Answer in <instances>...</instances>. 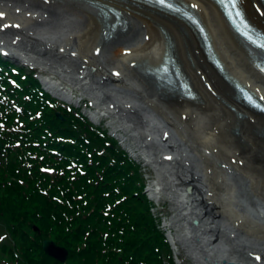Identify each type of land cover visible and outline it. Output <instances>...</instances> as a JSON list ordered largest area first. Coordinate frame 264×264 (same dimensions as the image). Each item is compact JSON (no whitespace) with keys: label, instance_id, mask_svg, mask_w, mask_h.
<instances>
[{"label":"bare ground","instance_id":"1","mask_svg":"<svg viewBox=\"0 0 264 264\" xmlns=\"http://www.w3.org/2000/svg\"><path fill=\"white\" fill-rule=\"evenodd\" d=\"M176 1L210 30L225 72L204 60L202 40L184 18L142 0H0V29L7 25L1 37L58 75L61 80H50V91L74 103L88 98L93 119L113 117V129L134 139L132 153L153 155L149 163L160 178L153 196L165 194L176 206L171 225L185 226L177 235L198 245L196 261L264 264V114L238 99L234 83L264 100V72L256 64L261 52L241 38L216 0ZM240 3L264 30L263 0ZM107 40L109 47L98 53ZM168 46L197 99L181 96L147 72L161 66ZM191 184V190L183 186Z\"/></svg>","mask_w":264,"mask_h":264},{"label":"trees","instance_id":"2","mask_svg":"<svg viewBox=\"0 0 264 264\" xmlns=\"http://www.w3.org/2000/svg\"><path fill=\"white\" fill-rule=\"evenodd\" d=\"M0 138V264H176L141 164L2 55ZM49 237L67 261L45 252Z\"/></svg>","mask_w":264,"mask_h":264},{"label":"rangeland","instance_id":"3","mask_svg":"<svg viewBox=\"0 0 264 264\" xmlns=\"http://www.w3.org/2000/svg\"><path fill=\"white\" fill-rule=\"evenodd\" d=\"M187 23V22H186ZM189 25V24H188ZM192 29H193V27L191 26V25H189ZM160 27V26H159ZM125 28H127V27H125ZM125 28H122V29H125ZM179 28V27H178ZM118 30V29H117ZM117 30L115 29L114 30V33L116 34L117 33ZM160 31H162V28H160L159 29ZM194 30V29H193ZM164 32V31H163ZM125 33H128V31L127 30H125ZM121 36H118L117 38H115L114 40H118V38H120ZM112 39V38H111ZM109 43H111V41H108L107 40V42L105 43V42H101L100 44H99V47H98V53H101V51H104V49H107L108 47H109ZM9 47H11V46H9ZM201 47H202V45H201ZM12 48V47H11ZM5 49V51H6V53H10V54H12L13 52H15V50H10V49H8V48H4ZM202 49H203V47H202ZM13 51V52H12ZM203 51H204V49H203ZM205 52V51H204ZM206 53V52H205ZM12 57L14 56L15 57V54H12L11 55ZM178 60H179V57H178ZM204 60H208V54H205V57H204ZM209 61V60H208ZM180 62V61H179ZM191 62V61H190ZM192 64H193V62H192ZM136 65V64H135ZM46 71V72H45ZM42 72H44V73H46V74H49V75H51L52 77L53 76H58V75H56V74H54V72H51L50 70H43V69H40V71L38 70V75L39 74H41ZM185 72V71H184ZM56 79H59V78H56ZM59 80H61V79H59ZM66 82V81H65ZM205 84H206V82H205ZM207 85V87L211 90V92H212V94H215V89L210 85L209 86V84H206ZM47 86V85H46ZM49 89V88H48ZM79 91L78 90H75L74 89V91H73V94H77ZM78 95V94H77ZM85 98V97H84ZM84 101V103H88V105L86 106V107H88L90 104H89V101H91V100H89L88 98H86V99H84L83 100ZM74 103V102H73ZM75 103H77V102H75ZM79 104H81L80 102H78ZM96 109V108H95ZM89 110L91 111L90 112V114L91 115H93V110H94V108H93V106H91V107H89ZM99 110V109H98ZM107 118V121H105V124H109L110 126H111V128H110V132L111 131H113V132H115V133H117L118 134V132H116L114 129H113V125H112V120H114L113 119V117H109V116H107L106 117ZM105 118V119H106ZM98 119L99 118H96V121H98ZM95 120V119H94ZM103 122V121H102ZM106 122H108V123H106ZM103 124H104V122H103ZM134 131V129L132 130V132ZM119 132H123V133H126L125 131H119ZM119 135V134H118ZM118 140H120L121 142H123V141H126L127 142V146L128 147H130V148H134V146H132L131 147V144L130 143H132V142H134V139L133 138H129V139H119L118 138ZM126 146V147H127ZM130 153H132V152H130ZM132 154H134V153H132ZM139 161L142 163V160L141 159H139ZM144 166V169H142L141 170V172H142V175L144 176V178H145V180H146V185L149 187L148 188V191H149V193L151 192V188L153 187L152 186V181H157V179H158V177H157V175H156V173H155V171L153 170V168L151 167V165H143ZM235 177H237V176H235ZM238 178V177H237ZM151 186V187H150ZM247 190V189H246ZM245 193L246 194V191L245 190H241V192H239L240 194L241 193ZM163 195V194H162ZM162 195H160V196H158V197H156V199L155 200H153V208H152V211H153V213L156 215V216H158V218L160 217L164 222L161 224L162 225V227L165 225V223L167 222L166 220H170V219H168L167 218V216L169 217V218H172V220L173 219H175L174 217H172L175 213H176V210H175V205L171 202V199H169L170 197L168 196V199L167 198H162L161 196ZM166 196V195H165ZM160 198H162V199H160ZM171 220V221H172ZM175 221V220H174ZM169 222V221H168ZM175 225V224H174ZM165 227H166V225H165ZM175 227H177L176 225H175ZM163 229H164V227H163ZM178 229V228H177ZM165 230V229H164ZM182 231V230H181ZM164 232H167V233H169V229H167V227H166V230L164 231ZM183 233H181L179 236L178 235H174V238L175 239H178V243L179 244H177V247H176V244H174V243H172L171 245H170V251L172 252V255L174 256V258L176 259V261L177 262H179V263H183V264H190V262H188V260L186 259V257L184 256V255H186L187 253H189V251H191V252H196L195 250L196 249H193V245H191L189 242L191 241H187V240H185L184 238L185 237H183V235H182ZM166 239H168L167 237H166ZM185 242V243H184ZM185 244V245H184ZM189 244V245H188ZM220 247V246H219ZM189 250V251H188ZM165 264H168L167 263V259H165V262H164ZM199 263V262H198ZM200 264V263H199Z\"/></svg>","mask_w":264,"mask_h":264},{"label":"water","instance_id":"4","mask_svg":"<svg viewBox=\"0 0 264 264\" xmlns=\"http://www.w3.org/2000/svg\"><path fill=\"white\" fill-rule=\"evenodd\" d=\"M165 34H167L166 30ZM168 38V35L167 37ZM170 42V41H169ZM169 47V46H168ZM168 54V53H167ZM168 62V63H172V61L170 60L169 57H167V59L163 60V62ZM162 65L159 67L161 68ZM159 68H155L157 71H159ZM155 71V70H154ZM147 72H150V70H148ZM56 113H58V115L62 116V114L57 111ZM63 117V116H62ZM1 146H2V141L0 139V151H1ZM197 222V220H196ZM36 229H38L37 226H35ZM42 246L44 247V250L47 254L52 255L53 257H56L58 260H62V261H66L68 259V254H69V250L65 245H59L57 244V242L51 238H45L42 241ZM214 264H246L241 260H232V259H221L216 261Z\"/></svg>","mask_w":264,"mask_h":264},{"label":"snow or ice","instance_id":"5","mask_svg":"<svg viewBox=\"0 0 264 264\" xmlns=\"http://www.w3.org/2000/svg\"><path fill=\"white\" fill-rule=\"evenodd\" d=\"M160 2L163 4L165 2V0H160ZM231 7L233 9L236 8V0H231ZM3 15H4L3 13H0V17H3ZM235 15H236V17H239L241 14L239 11H236ZM4 27H7V25H5ZM17 27H18V25H17ZM245 34L247 35V33H245ZM249 38H251V37H249ZM260 46L264 47V44H261ZM257 259H259V257H257Z\"/></svg>","mask_w":264,"mask_h":264}]
</instances>
